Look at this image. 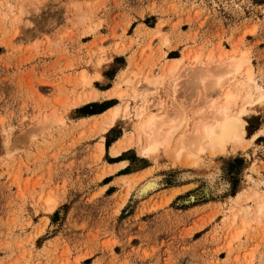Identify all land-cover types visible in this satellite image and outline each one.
Listing matches in <instances>:
<instances>
[{
  "label": "rangeland",
  "instance_id": "rangeland-1",
  "mask_svg": "<svg viewBox=\"0 0 264 264\" xmlns=\"http://www.w3.org/2000/svg\"><path fill=\"white\" fill-rule=\"evenodd\" d=\"M240 57L229 82L221 68ZM256 85L264 94V0H0V264H264ZM228 90L253 95L242 141L197 162L176 156V138L193 137ZM88 104L106 110L78 111ZM118 106L107 128L102 114ZM140 107L182 121L149 158L136 143ZM141 170L106 189L105 175ZM169 206L195 209L181 218Z\"/></svg>",
  "mask_w": 264,
  "mask_h": 264
},
{
  "label": "bare ground",
  "instance_id": "bare-ground-1",
  "mask_svg": "<svg viewBox=\"0 0 264 264\" xmlns=\"http://www.w3.org/2000/svg\"><path fill=\"white\" fill-rule=\"evenodd\" d=\"M179 62V60L172 61L167 69L168 73L171 74L172 72H174ZM246 65L247 62L243 59V57H240L237 60L231 58L223 65L221 70L225 75L224 77H226V79L230 82V80H232L235 75L238 74ZM201 71L203 70H198L199 73H201ZM198 72H194V74H197ZM244 78H246V80L239 84L241 88H245L247 87V85L249 86L250 82L253 81L251 78V70L246 69V76L243 77V79ZM197 79L199 81L201 80L200 78ZM219 80L220 79H218L216 82L217 86H221V83L223 82L222 80ZM254 90L258 93L256 102L258 101L261 103V101H264V94L262 93L260 87L256 85L254 86ZM120 95L121 94H118V97ZM252 96L253 95L246 93V95H244L242 98L239 97L241 105L238 110H234V108L238 105L239 98L232 91H226L220 104L214 105L215 103H211V106L208 107L209 112L211 113V118L207 121H201V123H196L194 125L193 137H191L190 139H186L184 133V135L181 134L179 138H176L178 139V143L176 145L178 147L176 148H179L178 150L176 149V156L180 157L182 152H186L188 156H190V158H194V162H197L199 159V154L201 152H221L224 151V149L228 145L239 144L242 141L245 133L243 128L244 121L241 116L244 115L245 112L250 108V105H252ZM97 97L98 94L95 91L90 92L88 95L82 97V100H95L97 99ZM80 100L81 99H79V101ZM125 109L127 110V108ZM122 110L124 109L122 108ZM118 114L119 106L109 109L104 114H102V116L104 117V123L107 128H110L114 124ZM134 116L138 121L136 142L139 144L138 152L141 156L146 158L154 156L160 148H167L169 145H171L173 134L179 129L182 123V121H178L176 117L168 118L164 117L165 115L157 116L155 113L146 111V109L143 107H140V109ZM128 143H130V140L128 141ZM123 146L125 145L120 142L117 148H113L111 150V154L118 155L120 152L119 150L124 149ZM155 187V181H147L144 186H141L138 195L141 197ZM48 202L50 203V201ZM253 212L256 216L264 217V201L260 204L257 202L253 209ZM242 214L243 219L240 222L243 226H245V216L248 214V212H243Z\"/></svg>",
  "mask_w": 264,
  "mask_h": 264
},
{
  "label": "crops",
  "instance_id": "crops-1",
  "mask_svg": "<svg viewBox=\"0 0 264 264\" xmlns=\"http://www.w3.org/2000/svg\"><path fill=\"white\" fill-rule=\"evenodd\" d=\"M107 91H102V92H100V93H106ZM107 153H108V155H110L109 154V149H108V151H107ZM111 157V156H110ZM111 158H114V157H111ZM120 164H124V167L123 168H121V169H124L127 165H128V163H127V161H120V162H117V163H113V164H110L109 166H116V165H120ZM120 169V170H121ZM145 170V169H144ZM119 171V170H118ZM143 170H141V171H139V172H135V173H130V174H123V175H115V174H110V175H105L103 178H106V177H111V181L106 185V189L108 188V187H115V185H116V183L117 182H119V181H121V179L122 178H128V177H131V176H134V175H136V174H139L140 172H142ZM184 186H186V185H177V186H172V187H167V188H165V189H163L161 192L162 193H165V196L166 197H168L169 195H170V193H171V191L172 190H175V189H181V188H183ZM178 195H180V194H178ZM178 195H176L175 197H173V199L172 200H174ZM172 200L170 201V202H172ZM193 209H195V207H191V209L190 210H188V209H174L173 207H168L167 208V213H173V214H175V215H177V216H180L181 218H184V217H186L185 215H187V213H188V211H192ZM179 213V214H178ZM187 224L188 223H186V225L185 226H177V229H180V228H187ZM198 231H196V233H197ZM195 241H198L197 239L195 240Z\"/></svg>",
  "mask_w": 264,
  "mask_h": 264
},
{
  "label": "trees",
  "instance_id": "trees-1",
  "mask_svg": "<svg viewBox=\"0 0 264 264\" xmlns=\"http://www.w3.org/2000/svg\"><path fill=\"white\" fill-rule=\"evenodd\" d=\"M93 107H95V104H88V105H85L83 106L82 108H80L78 111L84 113L83 115H86V116H90V115H94V114H99V113H102L106 110L103 109L99 112H93V111H89L88 109H92ZM118 137H115V139H112V140H108L105 142V148L106 150H108L109 146L111 145V143H113Z\"/></svg>",
  "mask_w": 264,
  "mask_h": 264
}]
</instances>
